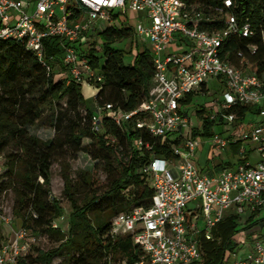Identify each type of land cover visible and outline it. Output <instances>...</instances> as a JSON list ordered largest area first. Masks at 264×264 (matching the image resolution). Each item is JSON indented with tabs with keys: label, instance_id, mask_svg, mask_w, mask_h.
Listing matches in <instances>:
<instances>
[{
	"label": "built area",
	"instance_id": "obj_1",
	"mask_svg": "<svg viewBox=\"0 0 264 264\" xmlns=\"http://www.w3.org/2000/svg\"><path fill=\"white\" fill-rule=\"evenodd\" d=\"M230 10L232 0H224ZM131 13H140L134 33L142 48L149 50L155 65L147 97L142 105L125 112L112 104L98 108L92 126L99 131L100 119L122 127L134 121L139 130L149 132L164 143L180 139L172 148L173 158H153L144 169L151 176L154 195L150 208H133L113 219L110 236L113 239L131 236L142 255L134 263L121 264H194L203 258L201 239L212 241L214 229L232 210L233 216L264 209V74L246 73L223 60L221 50L226 40L253 35L249 22L240 25L236 16L225 13V27L216 32L200 29L208 21L201 14H192L183 0H0V41L25 42L48 74L51 67L44 58L46 38L64 40L61 79L66 85L90 81L99 85L102 75L92 69L86 58L77 55L74 45L95 29L104 30ZM179 33L181 41H174ZM174 50H170V46ZM216 82L222 92L205 110L220 127L231 126L228 138L211 136L207 161H213L226 148L240 145L234 153L238 163L230 162L198 169L194 164L202 143L184 136L189 119L182 101L207 84ZM205 92V93H206ZM203 93V94H205ZM249 107L238 121L237 108ZM251 115L259 121L247 120ZM249 146V148L247 147ZM149 144L142 139L134 143L135 150ZM5 167L0 158V185ZM43 182L42 180H40ZM0 200V229L11 227L15 218L12 208ZM36 218V215L33 213ZM54 228H58L56 223ZM39 237L20 228L13 240L0 243V264H21L20 259ZM241 251L226 255L225 264H264V234L244 230L235 235Z\"/></svg>",
	"mask_w": 264,
	"mask_h": 264
},
{
	"label": "trees",
	"instance_id": "obj_2",
	"mask_svg": "<svg viewBox=\"0 0 264 264\" xmlns=\"http://www.w3.org/2000/svg\"><path fill=\"white\" fill-rule=\"evenodd\" d=\"M192 14H201L204 21L200 29L208 32L220 31L225 27V13H233L240 25L249 22L253 35L244 38L234 36L226 40L221 50L224 61L246 73L258 76L264 74V0H232L233 7L227 10L224 0H183ZM132 29L125 25L120 28L107 27L98 31L93 42L81 40L73 47L81 58H86L92 69L98 71L103 81L93 85L90 81L66 85L61 79L65 42L58 37L46 38L44 58L51 67L48 74L37 57L27 50L25 42L0 41V158L5 167L4 181L0 185V200L14 192V218L21 221V227L32 231L39 238L54 244L49 251L32 247L20 259L21 264H52L57 257H63V264H121L134 263L142 255L131 236L113 239L110 236L113 219L133 208H150L154 195L152 180L144 172L155 158H173L172 148L180 139L153 137L145 130H139L134 121L122 127L102 116L99 131L92 126L96 110L86 108L82 93L84 84L96 87L95 101L99 108L112 104L125 112L138 109L147 97L155 74V65L150 52L143 47L130 64L124 63V49H114L111 44L132 38ZM89 36V35H87ZM58 75V76H56ZM202 87L197 93L188 95L182 104H188L194 95L205 93ZM65 102V108L60 102ZM50 105L54 110L50 124L60 129L68 113L74 118L68 120L67 131L58 133L52 140L43 141L30 133ZM249 107L237 108V120L244 119ZM203 128L193 136L214 135L212 128L217 124L210 120L204 109L196 111ZM142 139L151 146L134 149V143ZM239 144L232 147L235 153ZM70 153L72 158L84 156L94 163L93 171H81L74 182L69 174V165L62 163L64 195L71 206L69 232L64 234L53 224L64 215L59 200L51 197L49 184L51 168L56 157ZM102 167L106 175V187L100 191L97 170ZM42 180L43 182H41ZM80 192H86L82 200ZM256 211L240 229L239 216L222 221L213 231L214 239H201L203 253L201 261L194 264H225V257L241 246L235 235L241 231L250 232L257 223L253 222ZM36 215V218L33 216ZM264 223V220L262 221Z\"/></svg>",
	"mask_w": 264,
	"mask_h": 264
},
{
	"label": "rangeland",
	"instance_id": "obj_3",
	"mask_svg": "<svg viewBox=\"0 0 264 264\" xmlns=\"http://www.w3.org/2000/svg\"><path fill=\"white\" fill-rule=\"evenodd\" d=\"M141 16L140 13H131L128 17L121 18L117 20L112 27L115 28H120L121 26L125 25L126 27H129L132 29V33H134L135 26L137 23V20ZM98 31L99 29H95L93 32L90 33L89 36L85 37V41H90L93 42L95 40L98 41L99 45H102V40L97 39L98 37ZM181 36L179 33H176L174 35V41H181ZM111 47L114 49H124L126 52H131L130 54H125L124 57V63L125 64H130L133 62L135 55L142 49H140L141 43L135 39L132 44V38L126 39L123 42L119 43H114L111 44ZM146 48H150L149 44H146ZM170 50H174V46L169 47ZM58 76V75H56ZM208 91L203 94H197L194 95L193 99L191 102L188 104H183V111L186 113L188 119H189V124L183 129V134L184 136H190L196 139L198 142L202 143L203 147L202 150L205 151L204 153V159L205 161L198 157L197 161H194V164L200 169L204 162L206 164L209 163L210 166H215L217 164L225 163V162H230L232 166H235L238 163L239 157L235 155L232 151L231 148H226L223 151H221L220 154H217L214 157L213 161H207V155L208 152L210 151L211 147V142L210 139L211 137H203L201 134L193 136V132L196 130H199L201 133L203 128L201 126V119L199 118L197 114V110H200L202 108H208L212 102L215 99L220 98L222 88L216 83V82H209L207 84ZM82 93L85 98V103H86V108L81 109V113L83 115H86L87 113V108L90 110H96L99 108L98 104L95 101V95L97 93L96 87L89 85V84H84L82 87ZM61 107L64 109L65 102L61 101L60 104ZM54 110L50 105H47L44 109V114L40 121H38L35 125L31 126L29 128V131L31 134L39 137L43 141L46 140H52L55 135L58 133V131H61V133H65L67 131V126H68V120L74 118V114L68 113L67 116L63 117L65 120L63 124L61 125V128L58 130L54 127L51 126L50 122V115L52 114ZM247 120L253 121V122H258L260 119L258 116L251 115ZM214 134H220L224 138H228L231 133H232V128L231 126L228 125H223L220 127L214 126L212 128ZM249 148V146H247ZM208 162V163H207ZM65 163L66 165H69V174L71 179L75 182L78 178V174L81 171H93L94 169V163L90 159L80 156L78 158H72V155L68 152L67 154H63L62 156L56 157L54 159L52 168H51V176H50V184H49V189L51 193V197L57 199L60 201L62 208L64 209V215L62 218H59L58 220L55 221V223L60 227L63 231L64 234H68L69 232V215L71 212V206L70 203L68 202L67 198L64 195V179H63V169L61 164ZM97 178L100 181V191L101 193L104 192V189L106 187V175L100 166L97 170ZM86 192H80L79 198L82 200L86 195ZM2 203L4 206H6L8 209L13 208L15 204V195L14 192H9L6 197L2 200ZM233 216L232 210H228L225 212L224 218H228ZM250 214L246 215H241V222L239 221V227L240 229L245 227L246 221ZM264 220V209H261L260 212L255 215L253 222L257 223L256 227H254L251 231V233L255 232H261L264 234V223L262 221ZM14 226L18 227L21 225V221L18 218H15L13 222ZM19 228V227H18ZM250 233V232H249ZM8 240V239H7ZM38 247L41 248L43 251H49L54 247V244L49 242L48 240L44 238H40L38 242ZM64 258L63 257H57L53 260L52 264H63Z\"/></svg>",
	"mask_w": 264,
	"mask_h": 264
},
{
	"label": "crops",
	"instance_id": "obj_4",
	"mask_svg": "<svg viewBox=\"0 0 264 264\" xmlns=\"http://www.w3.org/2000/svg\"><path fill=\"white\" fill-rule=\"evenodd\" d=\"M204 153L205 151H200L198 152L197 156H196V161L198 159V157L200 156V158L202 159V161L204 159ZM207 168V164L204 162V164L202 165V167L200 169H205ZM19 227V228H18ZM14 226V224H12L11 227H7V226H3L1 229H0V243H8L9 240H13L14 238V232L19 230L21 228V225L20 226ZM8 239V240H7Z\"/></svg>",
	"mask_w": 264,
	"mask_h": 264
}]
</instances>
